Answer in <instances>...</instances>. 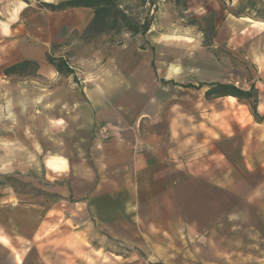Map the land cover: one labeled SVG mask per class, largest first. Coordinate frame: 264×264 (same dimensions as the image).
<instances>
[{"label":"crops","instance_id":"0c3cea01","mask_svg":"<svg viewBox=\"0 0 264 264\" xmlns=\"http://www.w3.org/2000/svg\"><path fill=\"white\" fill-rule=\"evenodd\" d=\"M240 1L228 3L238 8ZM38 9L10 27L11 35L18 32L12 35L17 58L3 67L35 61L37 75L47 82L41 88L46 93H41L40 125L14 151L17 165H30L31 175L67 177L55 179L50 190L56 195L49 200L0 202V264H82L81 256L91 257L93 250L65 247L64 241L76 242L90 224L112 240L137 246L115 253L126 262L145 253L169 264H264V215L249 214V205L259 197L256 191L245 192L256 175L264 176V169L242 170L230 162L223 117L213 122L220 131L204 138L195 134L204 120L195 119L191 101L176 94L177 88H193L175 83L235 82L178 80L173 62L177 45L157 36L144 48V38H132L112 47L101 61L90 57L77 67L65 54L66 41L72 33L84 32L93 9ZM248 13L244 21L227 16L225 31L218 32L222 41L216 44L223 46L242 27L252 33V84L258 112L264 115V0H252ZM54 45L62 50L55 56L66 59L72 74L58 72L48 61ZM204 63L220 67L210 57ZM3 68L0 79L10 78ZM201 90L205 94L207 88ZM221 97L237 98H216ZM263 140L264 122L252 114V157L257 150L253 143L264 145ZM226 194L245 196L249 209L239 207L226 219ZM228 223L232 230L225 232ZM139 241L147 247L140 248Z\"/></svg>","mask_w":264,"mask_h":264},{"label":"rangeland","instance_id":"374dc122","mask_svg":"<svg viewBox=\"0 0 264 264\" xmlns=\"http://www.w3.org/2000/svg\"><path fill=\"white\" fill-rule=\"evenodd\" d=\"M60 0H0V73L1 69L8 63L14 61L17 55L12 44L16 33L11 35L10 27L16 26L33 12L43 8V2L58 3ZM238 8H232L228 3L222 0H188V10L186 17L181 18L176 8L165 3L164 0L157 1L158 10L154 18V24L147 33L145 39L160 37L164 44L177 45V58L173 60L176 66V77L184 81H205L211 79H220L224 81L235 82V85L243 89H250L254 72V65L249 56L248 45L252 33L246 27H242L241 32H236L233 37L221 46L217 45L222 41L218 38V32L222 30L224 20L230 14L235 17L243 18L248 16L249 8L252 9V0H241ZM31 5V6H29ZM151 13H154L152 10ZM192 19H198L203 27H207L212 19L218 26V32L214 39V46L209 50L204 45V34L197 25L191 24ZM247 21V20H246ZM12 23H14L12 25ZM233 33L235 30L230 28ZM142 38L141 36H137ZM228 39V34H225ZM115 41H110V36L103 35L93 40L84 36L83 33H72L66 41L69 45L65 54L70 57L69 62L75 66L84 65L82 62L87 58L102 60L112 47L121 46L132 41L129 34L123 33L115 36ZM120 40H124L120 43ZM62 51L58 45H54L51 50L53 57L55 52ZM213 51H216L214 53ZM97 57V58H96ZM206 57L216 60L220 67L214 69L211 64H205ZM203 61V62H202ZM174 66V67H175ZM33 75L28 77L12 76L10 78L2 77L0 79V202H14L18 199L24 201L26 198L34 200H49L56 195L50 188L54 187L53 182L57 177L66 179V175H58L55 172H46L47 175H31V166L17 165V154L14 149L23 148L25 135L30 136L31 130L35 127L37 130L39 120H41V102L44 96L42 86L47 82L41 76L35 75L33 70H28ZM177 97L189 100L193 105V114L196 119L204 120L202 128H194L198 136L210 137L212 131H220L213 123L217 119L224 118L225 127L222 136L225 138V148L230 149L228 155L230 162L236 167L249 169L259 167L264 169V145L257 141L253 147L256 152L252 157V100L239 99L232 97H206L203 90L192 89V91L181 90L177 88ZM43 97V98H42ZM264 102V97H262ZM201 106V112L197 109ZM202 114L197 116V114ZM46 114V113H44ZM33 127V128H32ZM50 129H52L50 127ZM53 132L55 128L52 129ZM264 143V140L262 141ZM232 147L235 148L234 152ZM10 149H13L12 159H9ZM20 162V161H18ZM36 165H40L38 160ZM252 179V175L250 176ZM255 183L250 191L246 189V194L252 191L257 192V199L251 202L249 214L254 216L264 215V176L256 175ZM252 181V180H251ZM262 195V196H261ZM245 196L235 194L225 195V218L231 216L235 211L242 208L248 210L245 202ZM247 206L246 208H243ZM240 207V208H239ZM243 213V212H242ZM85 215L81 214L78 219L85 220ZM88 225V224H87ZM66 226L72 228L71 224ZM90 228L81 234L76 242L67 238L64 241L65 247H83L93 250L91 257L81 256L82 264H130L131 260L126 262L124 257L117 256L121 249L127 247H137L136 245L122 243L119 240H112L105 233L90 224ZM232 225L226 224L225 232L232 230ZM139 247H147L146 243L139 241ZM168 258V257H167ZM166 258V259H167ZM183 258V257H182ZM131 264H169L164 263L161 258L148 256H137ZM174 260V259H173ZM172 260V262H174ZM184 262L182 261V264Z\"/></svg>","mask_w":264,"mask_h":264},{"label":"trees","instance_id":"16d2710c","mask_svg":"<svg viewBox=\"0 0 264 264\" xmlns=\"http://www.w3.org/2000/svg\"><path fill=\"white\" fill-rule=\"evenodd\" d=\"M157 1L160 0H60L58 3L43 2L42 5L52 11H61L75 7H89L93 9L94 15L83 34L86 38L93 40L103 35L110 36V41H115V36L127 33L130 37L141 36L144 38L142 47L148 41L145 39L147 33L154 24V18L158 10ZM165 3L172 4L178 11L181 18H185L188 10V0H164ZM154 13H151V11ZM191 24L197 25L204 34L203 45L207 49L214 46V39L218 32V26L214 20H210L207 27H203L198 19H192ZM124 40H120L122 43ZM217 54L216 51H213ZM48 61L53 64L58 72L72 74L73 68L63 57L48 56ZM38 63L32 60H23L3 68L6 76L28 77L33 75L28 70H33L37 75ZM178 86L200 90L207 88L206 97H218L232 95L239 99L252 100V114L259 122H264V115L258 112L259 96L255 84L246 90L229 83L222 82H200L175 83Z\"/></svg>","mask_w":264,"mask_h":264}]
</instances>
